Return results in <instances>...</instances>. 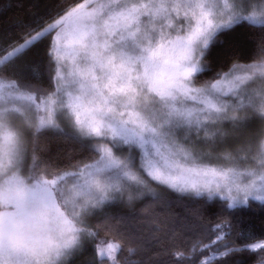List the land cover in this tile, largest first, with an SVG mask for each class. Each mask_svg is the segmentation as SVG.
Here are the masks:
<instances>
[{"label": "snow or ice", "instance_id": "1", "mask_svg": "<svg viewBox=\"0 0 264 264\" xmlns=\"http://www.w3.org/2000/svg\"><path fill=\"white\" fill-rule=\"evenodd\" d=\"M242 21L264 25V3L67 0L0 46V264H63L108 226L107 218L93 226L89 216L125 197L158 199L153 183L209 202L218 197L226 209L264 203V131L235 155L193 146L223 140L224 122L244 134L241 113L264 121V57L200 76L218 33ZM44 39L49 81L55 80L51 93L4 75ZM44 129L78 143L83 156L65 167L55 163L58 154L42 156L38 134ZM241 157L253 165L241 170ZM214 228L215 239L203 248L193 244V251L222 242L220 234L229 229L231 242L219 256L258 251L264 264V238L249 234L234 247L227 221ZM95 249L119 264L117 241H97Z\"/></svg>", "mask_w": 264, "mask_h": 264}, {"label": "trees", "instance_id": "2", "mask_svg": "<svg viewBox=\"0 0 264 264\" xmlns=\"http://www.w3.org/2000/svg\"><path fill=\"white\" fill-rule=\"evenodd\" d=\"M67 0H0V46L17 37L21 32L36 28L53 13L60 10ZM47 39L23 54L4 75L18 82L23 79L39 91H54L55 80L49 81L52 72L46 50ZM255 53V56L253 55ZM264 57V25L241 22L231 29L218 33L211 44L204 63L207 70L201 79L211 78L218 70H229L233 64H248ZM54 74V73H53ZM38 146L42 156L56 155L55 163L65 167L68 160L74 163L83 156L80 145L57 131L44 129L38 134ZM159 196L142 197L132 206L120 202L114 209L102 210L91 219L93 226L105 218L108 226L99 229L89 250L81 259L82 264H111V260L97 255V241L115 240L121 245L116 253L119 264H199L209 260L213 264H260L257 251H241L221 257L218 251H227L222 244L230 243L229 229L217 242L204 251H193L215 239L217 223L225 221L231 226L234 247H241L240 240L249 234L264 238V204L252 202L246 207L226 209L227 202L219 199L211 202L203 197L179 194L164 186L152 184ZM116 218H124L119 220ZM91 248V250H90ZM182 254V255H181Z\"/></svg>", "mask_w": 264, "mask_h": 264}, {"label": "rangeland", "instance_id": "3", "mask_svg": "<svg viewBox=\"0 0 264 264\" xmlns=\"http://www.w3.org/2000/svg\"><path fill=\"white\" fill-rule=\"evenodd\" d=\"M252 3L255 6L259 7V5L261 3H264V0H252ZM242 22H247V21H242ZM170 31H171V29H170ZM172 34L175 35L176 33L173 32ZM209 49H210V47H209ZM207 52H206V54H207ZM206 54H205V56H206ZM203 60H204V57H203ZM241 115L246 117V121H247V125H248L247 130L244 134L234 132L231 129L229 122H224V130H225L226 135H225L223 140L218 142L215 146H207V147L205 145H203L202 143L195 142L193 145L194 148L197 151H208V152H213V154L223 152V151H225V148H226L227 151L233 152V154L235 155V151H234L235 148L240 147V145L245 143V142L257 140L261 131H264V121H262L259 118V116H254L251 113H248V114L241 113ZM57 123L60 125L61 128L66 129L68 127V123L64 119H58ZM51 130L56 131L55 129H51ZM191 139H193V141H195V136L193 135ZM25 163H26V167H28V168L31 167V161L30 160L26 161ZM238 163H239L241 170L253 165V161L250 159V157H241L238 160ZM147 195L148 194L145 193L144 195L140 196L139 198L132 200L131 202H128L127 198L125 197V200L123 201V203L128 205V206H132L136 202H138L142 197L147 196ZM192 197H195V196H192ZM203 198H206V197H203ZM216 199H219V198L217 197ZM252 202L264 204V203H261L259 201H255V200H250L249 204H251ZM118 204H120V202L108 205L105 208L98 210L97 212L93 213L88 218L89 223L91 224L92 217L99 214L102 210L114 209L115 206H117ZM248 205L239 204V205H237L236 208L246 207ZM92 241H93V238H86L83 241L81 248L79 250H77L76 252H74L73 255L67 257L65 259V261L63 262V264H82L81 259L84 256V254H86L88 252L89 246L92 244ZM90 250H91V248H90Z\"/></svg>", "mask_w": 264, "mask_h": 264}]
</instances>
